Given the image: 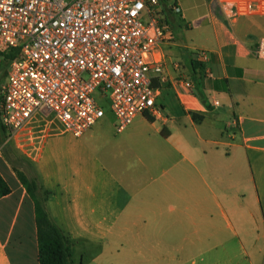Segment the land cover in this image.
<instances>
[{
  "label": "crops",
  "instance_id": "1",
  "mask_svg": "<svg viewBox=\"0 0 264 264\" xmlns=\"http://www.w3.org/2000/svg\"><path fill=\"white\" fill-rule=\"evenodd\" d=\"M183 19L200 27L193 45L209 53L211 77L192 71L174 29L160 116L139 115L123 131L104 116L81 136L43 123L38 153L16 155L71 240L74 264H188L192 255L264 264V59L255 54L264 17L229 21L209 7ZM2 148L12 190L0 197V264H40L34 202ZM235 239L250 240L242 257Z\"/></svg>",
  "mask_w": 264,
  "mask_h": 264
},
{
  "label": "built area",
  "instance_id": "2",
  "mask_svg": "<svg viewBox=\"0 0 264 264\" xmlns=\"http://www.w3.org/2000/svg\"><path fill=\"white\" fill-rule=\"evenodd\" d=\"M209 5L229 21L264 17V0ZM178 24L187 27L179 0H0V49H18L0 100L6 142L33 157L44 138L39 126L57 123L81 136L105 116L107 100L118 131L139 115L160 116L163 46ZM208 54L193 52L204 77L212 76ZM255 54L264 59V37Z\"/></svg>",
  "mask_w": 264,
  "mask_h": 264
},
{
  "label": "trees",
  "instance_id": "3",
  "mask_svg": "<svg viewBox=\"0 0 264 264\" xmlns=\"http://www.w3.org/2000/svg\"><path fill=\"white\" fill-rule=\"evenodd\" d=\"M17 56V48L0 49V70L3 72V78L7 76L9 63ZM190 63L192 71L199 72L201 64L193 59ZM6 136V128L0 119V140L4 141ZM15 171L34 202L38 225L40 264H74L73 244L50 217L45 205L46 197L41 192L38 178L35 175L27 174L18 167H15ZM11 190L10 184L0 173V197L9 194Z\"/></svg>",
  "mask_w": 264,
  "mask_h": 264
},
{
  "label": "rangeland",
  "instance_id": "4",
  "mask_svg": "<svg viewBox=\"0 0 264 264\" xmlns=\"http://www.w3.org/2000/svg\"><path fill=\"white\" fill-rule=\"evenodd\" d=\"M181 7H182V11H183V15L184 17H186V20H190L192 22H194V19L197 15H199L200 13H203L204 11L208 10L210 5H209V0H179ZM186 25H176L175 26V30L179 33V37L181 39V42L183 45L186 46V49L189 50L190 52H194L198 49H195V46L193 45V39L194 37H196V39H198V35L200 34V27L198 26V24L196 22H194V30H192L191 26L189 27H184ZM182 48V47H181ZM181 48L178 50V53L181 52ZM183 49V48H182ZM181 63V62H180ZM2 70H0V99L2 96V90L3 87L7 81V78H3L2 77ZM101 106L104 108L105 110V118H113L114 115L111 112L110 109V101H105L101 104ZM3 143V150L2 151H8L11 159L13 160V162H15V164L22 170H26L25 172H27L28 167L25 163H23L20 159H18L19 157L16 156L15 152H14V148L13 145L10 143L6 142V139L4 141L0 140V144ZM250 244V240H246V239H235L233 241V250H234V255L236 254H240V257H242V251H243V246H245L246 248L249 247ZM228 247H230V245L228 244ZM203 260L200 261L199 257L196 255H192L190 256V261L188 262V264H193L191 261L196 259V264H208L209 262V257L207 256V260H205L206 256L203 255ZM239 258V255H237V257L234 256V263L236 262V259ZM222 264V263H220Z\"/></svg>",
  "mask_w": 264,
  "mask_h": 264
}]
</instances>
